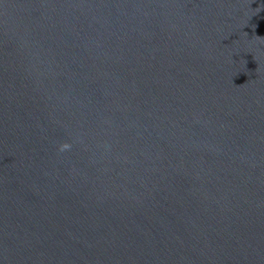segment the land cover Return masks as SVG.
Instances as JSON below:
<instances>
[{"label": "water", "instance_id": "95a60500", "mask_svg": "<svg viewBox=\"0 0 264 264\" xmlns=\"http://www.w3.org/2000/svg\"><path fill=\"white\" fill-rule=\"evenodd\" d=\"M0 264H264V0H0Z\"/></svg>", "mask_w": 264, "mask_h": 264}, {"label": "clouds", "instance_id": "9594fccd", "mask_svg": "<svg viewBox=\"0 0 264 264\" xmlns=\"http://www.w3.org/2000/svg\"><path fill=\"white\" fill-rule=\"evenodd\" d=\"M74 142L75 143H80V144H84V139L82 134H75L74 135ZM72 145L69 143H62L59 145L57 151L59 153H64L66 151H69L71 149ZM105 147H108L107 145Z\"/></svg>", "mask_w": 264, "mask_h": 264}]
</instances>
